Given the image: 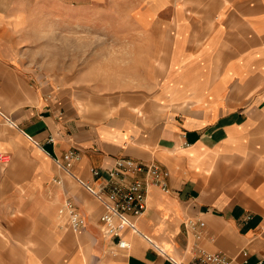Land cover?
Listing matches in <instances>:
<instances>
[{"label": "crops", "instance_id": "obj_1", "mask_svg": "<svg viewBox=\"0 0 264 264\" xmlns=\"http://www.w3.org/2000/svg\"><path fill=\"white\" fill-rule=\"evenodd\" d=\"M89 1L0 0V121L20 134L12 143L0 142V154L12 147L14 154L26 153L21 157L34 179L55 176L57 186L64 177L58 169L97 187L102 181L92 169L111 170L120 158L156 163L168 173L167 191L147 184L146 209L134 220L139 234L129 229L120 234L129 250L103 234L102 207L86 191L65 184L71 200L64 204L72 203L84 220L77 231L50 217L41 224L39 205L29 208L21 196L28 229L53 246L54 236L62 242L41 260L193 264L200 253H221L230 264H264V0H115L126 12L114 14L110 25L126 32L97 35L128 43L118 52L129 55L130 73L144 74V82L77 81L67 70L60 80L46 75L52 69L30 67L27 58L36 55L26 47L41 23L54 31L87 26ZM154 41L166 43L158 67ZM219 70L233 75L225 90L240 94L197 107L201 91L223 85L210 87ZM154 73L160 75L155 91ZM72 150L79 159L66 172L61 165ZM42 208L51 212L50 203L42 202ZM14 211L17 224L8 230L18 234L22 222ZM4 246L11 260L13 248ZM14 246L17 263L27 264L18 243Z\"/></svg>", "mask_w": 264, "mask_h": 264}, {"label": "rangeland", "instance_id": "obj_2", "mask_svg": "<svg viewBox=\"0 0 264 264\" xmlns=\"http://www.w3.org/2000/svg\"><path fill=\"white\" fill-rule=\"evenodd\" d=\"M102 1L103 0L98 2L99 7L96 0L89 1L90 14L88 17L89 25L87 26L78 25L67 31H65L63 26H57L54 31L52 26L41 23V26L36 30V39L26 47L27 50L36 55L27 58V64L30 65V67H42V69L46 71L52 69L54 73H47L46 75L53 78L56 77L60 80H63L65 71L67 70V76L73 77V79L77 81L93 80L101 83H113L116 81L117 83L127 85L132 79L136 78L138 83L140 81L144 82V74L132 75L130 73V68L128 67H131L129 63L132 59L129 58V55L118 52L119 50L128 49V43L113 42L112 39L109 41L107 37L105 38L106 40H103L102 35L98 37L97 34L100 32L101 34L104 33L108 35L126 32V27H114L110 25V21H112L114 14L118 16L120 11L125 14L126 6L123 4L120 5V3L115 2V0ZM100 19L105 21V26H98V21ZM143 44V42L138 43V46L140 45L142 50H144ZM165 46L166 43L153 42L152 50L155 67H158L157 65L163 60L162 58L159 59L157 55L159 54V49ZM158 61L160 62L158 63ZM232 76L229 70H219L214 79L215 83H213L212 80L210 87H214L216 84L215 87L218 86L219 88L221 84L223 85L219 89L210 88L201 91L202 94L200 96L202 97L196 104L197 107L207 108L209 103L216 99L226 97L231 92L235 95H239L241 92L240 90H225ZM152 77L153 90L155 91V88L159 85L158 79L160 80V75L154 73ZM254 92L255 91H253V93ZM253 93H251L250 97H252ZM0 123L2 126L5 125L4 127L0 126V142L3 143L6 140H10V143H12L11 140H13L16 135L19 136L20 134H17L18 131L9 127L3 120H1ZM13 145L15 147L17 146V144ZM11 149L12 150L8 151L5 150L0 154V163L4 165L0 164V171L4 170V187L0 185V264H18V250L15 249L16 247L14 246L16 242L23 251L22 257H27L29 259L27 264H46L41 258L55 251L62 242L59 241V236H54L56 242L53 246V244L47 243V237L42 238V236L40 237V235H38V230L35 234L33 230L30 231L28 229L26 224L27 219L23 216L24 208L22 205L26 203H21L20 197L25 196L27 204L30 205L29 208L32 207V204L39 205L36 211L41 224L45 225L47 218L50 217L56 219V221L60 220L61 225L70 230V226H68V223L62 217L64 215L59 214V209L62 208L64 202L66 200H71L70 196L65 193V184L70 183L82 191L85 190L80 187L73 178L66 175L62 169L59 170L55 163L54 166L64 176L60 178L61 185L57 186L53 184L52 180L55 176H51L46 180L43 178L34 179L36 178L34 177V173H31L28 164L25 163L21 157L24 155L21 153L14 154L12 152L14 150L13 147ZM24 154L28 157L26 153ZM42 202L51 204V212L49 214L44 212ZM19 209L22 210V212H19ZM14 210H16V213H19L20 220L18 223L22 222V224H18L20 226V233L18 234L17 232L14 233L15 230L12 233L9 231L16 223V217L13 216L15 215ZM47 228L49 227L47 226ZM70 231L73 230L71 229ZM6 243H9L11 248H13L12 254L14 256L12 255L13 257L11 260L6 258L7 247L4 246ZM20 263L24 262L21 261Z\"/></svg>", "mask_w": 264, "mask_h": 264}, {"label": "built area", "instance_id": "obj_3", "mask_svg": "<svg viewBox=\"0 0 264 264\" xmlns=\"http://www.w3.org/2000/svg\"><path fill=\"white\" fill-rule=\"evenodd\" d=\"M78 159L77 152L72 150L64 156L63 164H58L66 172H69L72 163ZM90 172L93 177L102 181L99 186L93 187L78 178L75 180L101 205L102 213L99 216V223L103 234L111 239H117L118 249L129 250L130 244L120 237L121 232L124 229H129L133 233L139 234L134 220L139 218L146 209L147 184L159 187L166 192L165 180L168 173L156 163L146 164L128 158L118 159L111 170L101 172L92 169ZM139 174L144 175V178H136ZM59 214L67 218L73 231L84 226V220L70 202H66L59 209ZM203 225L202 222L199 223L200 227ZM172 262L173 264H182L173 260ZM193 264H230V261L221 253H200Z\"/></svg>", "mask_w": 264, "mask_h": 264}]
</instances>
